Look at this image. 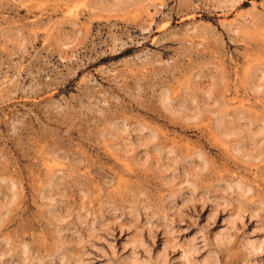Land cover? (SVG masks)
Instances as JSON below:
<instances>
[{
  "label": "rangeland",
  "instance_id": "obj_1",
  "mask_svg": "<svg viewBox=\"0 0 264 264\" xmlns=\"http://www.w3.org/2000/svg\"><path fill=\"white\" fill-rule=\"evenodd\" d=\"M186 262L264 264V0H0V264Z\"/></svg>",
  "mask_w": 264,
  "mask_h": 264
},
{
  "label": "bare ground",
  "instance_id": "obj_2",
  "mask_svg": "<svg viewBox=\"0 0 264 264\" xmlns=\"http://www.w3.org/2000/svg\"><path fill=\"white\" fill-rule=\"evenodd\" d=\"M219 236V235H218ZM188 250V249H187ZM188 251H190V250H188ZM189 253V252H188ZM133 258V257H132ZM189 262V261H188ZM187 263V262H186ZM187 264H189V263H187Z\"/></svg>",
  "mask_w": 264,
  "mask_h": 264
}]
</instances>
